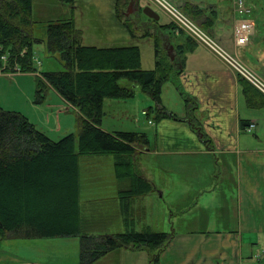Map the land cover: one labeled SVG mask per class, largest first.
I'll return each mask as SVG.
<instances>
[{
	"label": "crops",
	"instance_id": "0c3cea01",
	"mask_svg": "<svg viewBox=\"0 0 264 264\" xmlns=\"http://www.w3.org/2000/svg\"><path fill=\"white\" fill-rule=\"evenodd\" d=\"M135 1L143 11L141 0ZM171 1L182 8L188 2L214 8L212 25L209 29L202 27L264 78V0H246L248 10L243 13L238 10L237 0ZM148 5L157 7L150 0ZM206 15H211V11L207 10ZM240 18L255 24L249 41L243 45L235 40V26ZM152 19L157 28L138 36L154 40V60L138 43L115 47H139L143 70H154L159 58H167L172 70L161 86L159 100L128 78L119 80L130 91L128 97L105 100L126 101L135 96L138 88L144 93L143 114L154 118L153 131L150 135L138 133L149 140L141 152L148 155L153 166L149 178L143 167L141 174L153 183V194L158 198L169 195L164 202L171 210L178 208L189 215L196 210L200 212L197 220L187 222L196 226L195 229L178 231L173 227L174 238L160 251L159 261L161 264H264V93L206 46L177 30L170 19L167 23ZM41 42L55 54L49 50L48 34ZM81 43L94 46L85 44L83 39ZM251 123L255 127L249 131L247 127ZM101 127L108 130L102 124ZM85 174L86 197L101 196L104 192L106 201L98 202L104 207L114 202L110 200L118 191L114 170L102 175L101 181H97L95 171L88 170ZM94 184H102L104 190L96 191ZM139 199L134 202L135 208ZM90 200L93 206L96 199ZM153 253L156 252H151L152 256ZM118 255V250L113 251L96 262Z\"/></svg>",
	"mask_w": 264,
	"mask_h": 264
},
{
	"label": "trees",
	"instance_id": "16d2710c",
	"mask_svg": "<svg viewBox=\"0 0 264 264\" xmlns=\"http://www.w3.org/2000/svg\"><path fill=\"white\" fill-rule=\"evenodd\" d=\"M63 1L74 7L75 0ZM32 5V0H0V67L6 55L5 71L19 67L23 72L36 71L39 65L34 59V43L38 40L32 30ZM182 10L198 22L204 17L201 23L206 29L216 14V10H210L211 15H206V8L190 2ZM47 34L49 50L60 53L65 70L38 74L37 91L43 96L49 87L56 89L81 111V129L77 136L71 133L56 141L22 112L0 107V236L81 235L80 264H94L108 253L127 247L156 252L152 258L159 262L160 251L174 234L155 231L149 225L141 230L135 227L142 211L134 207V202L154 191L153 183L141 174L138 161L149 140L138 132L112 133L101 124L105 99L130 95L120 79L140 83L159 100L172 66L167 58H159L154 70L141 69L137 46H84L81 31L71 19L51 22ZM108 154L115 155L118 191L110 199L114 202L106 207L96 200L93 206L99 209L100 218L94 225V214L84 215L82 205L84 192L86 196L88 192L82 158ZM121 221L126 226L124 231H107L109 225ZM97 226L103 231L92 232Z\"/></svg>",
	"mask_w": 264,
	"mask_h": 264
},
{
	"label": "rangeland",
	"instance_id": "374dc122",
	"mask_svg": "<svg viewBox=\"0 0 264 264\" xmlns=\"http://www.w3.org/2000/svg\"><path fill=\"white\" fill-rule=\"evenodd\" d=\"M32 1L34 2L32 19L35 21L32 30L34 37L36 36L35 38L38 40L34 43V55L40 58L41 64L36 66V71L30 72H23L20 67V70L10 71H5L4 66L0 67V107L22 112L40 131L53 140H60L71 133L77 136L81 129V122H79L81 111L71 107L54 88H48L43 92V96H40L37 91L38 74H42L44 71L65 70L66 64L59 53L51 54L45 47L46 43L39 42L47 39L48 24L61 19H71L77 24L79 30L81 29V39L85 44L97 47H115L116 45L138 43L143 47V51L145 53L147 51L148 56L154 60V40L140 38V36L151 32L153 28L156 29V22L137 8L135 0H75L74 7H72V3H64L61 0ZM247 1L243 0L246 8H248ZM140 3L142 7H145L148 5V0H141ZM237 4L239 5V0H237ZM155 5L157 7H154L160 14L159 22L167 23L170 18L164 7L161 4ZM206 9L210 11L214 8ZM129 10L131 12L128 13ZM203 19L204 17L200 22L193 19L195 23L190 26L201 34H208L202 27ZM239 20L250 19L240 18ZM143 95L144 93L138 88L135 96L126 101L121 99L105 100L103 112L106 110L107 114L102 117L103 127L112 133L128 131L150 135L153 131L154 118L143 114ZM82 160L83 171H95L96 176L99 177L97 181H101L102 175H105L107 171L114 170L115 155L113 154L87 156ZM138 161L141 168L146 170V175L149 178L153 165L148 155L142 152ZM94 186L96 191L104 190L102 184H94ZM168 187L170 188L171 185ZM168 193L170 194V192ZM105 197L107 196L104 195V192L101 196L89 197H86L84 192L82 197L84 215L85 212L93 213L96 222L94 225H98L100 212L99 209L90 205L89 201H91L90 199L106 201ZM168 197L169 195H165L160 199L156 194L151 193L139 199L136 207L140 212L142 211V216L136 220L137 230H141L144 225L151 226L155 231L165 232H172L173 227L178 231L196 228L187 222L189 219L197 220L200 212L196 210L189 215L187 211L178 208L171 210L169 205L164 202ZM103 214L105 218V212ZM106 225L102 229H105ZM92 229L94 233L103 231H100L98 226ZM124 230L125 226L121 221L109 225L107 231ZM80 251L81 235L26 238L0 236V264H80ZM118 252V256L94 264H161V261L153 260L151 252L147 249L127 247L118 250Z\"/></svg>",
	"mask_w": 264,
	"mask_h": 264
},
{
	"label": "built area",
	"instance_id": "2783aa9c",
	"mask_svg": "<svg viewBox=\"0 0 264 264\" xmlns=\"http://www.w3.org/2000/svg\"><path fill=\"white\" fill-rule=\"evenodd\" d=\"M151 3L162 5L170 20L175 24L177 30L186 32L194 41L203 44L217 57H219L229 68L233 69L240 76L247 79L262 93H264V78L248 66L241 58L229 51L222 45L213 35L201 34L196 29H193L190 24L194 25L195 21L182 8L172 2L171 0H150ZM238 10L240 12L247 11L248 8L244 6L243 0H239ZM254 23L250 20H238L235 26V40L239 45L246 44L254 30ZM4 57V59H3ZM5 62L4 67L8 61L7 56H3ZM38 59L37 57L35 58ZM19 70V68H17ZM146 113V112H145ZM255 123H251L247 129L252 131Z\"/></svg>",
	"mask_w": 264,
	"mask_h": 264
},
{
	"label": "water",
	"instance_id": "95a60500",
	"mask_svg": "<svg viewBox=\"0 0 264 264\" xmlns=\"http://www.w3.org/2000/svg\"><path fill=\"white\" fill-rule=\"evenodd\" d=\"M131 12L130 10L128 11V13ZM143 12L148 16V17H151V18H155L157 20L160 19V14L155 11L152 6L150 5H147L143 8Z\"/></svg>",
	"mask_w": 264,
	"mask_h": 264
},
{
	"label": "flooded vegetation",
	"instance_id": "af4514ba",
	"mask_svg": "<svg viewBox=\"0 0 264 264\" xmlns=\"http://www.w3.org/2000/svg\"><path fill=\"white\" fill-rule=\"evenodd\" d=\"M132 4H134V2H133V1H132ZM132 4H131V5H132Z\"/></svg>",
	"mask_w": 264,
	"mask_h": 264
},
{
	"label": "bare ground",
	"instance_id": "6f19581e",
	"mask_svg": "<svg viewBox=\"0 0 264 264\" xmlns=\"http://www.w3.org/2000/svg\"><path fill=\"white\" fill-rule=\"evenodd\" d=\"M255 26V24H253Z\"/></svg>",
	"mask_w": 264,
	"mask_h": 264
}]
</instances>
